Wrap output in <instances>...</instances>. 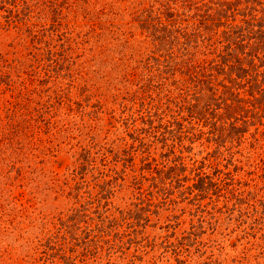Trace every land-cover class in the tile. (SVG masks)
I'll list each match as a JSON object with an SVG mask.
<instances>
[{"label":"rangeland","instance_id":"374dc122","mask_svg":"<svg viewBox=\"0 0 264 264\" xmlns=\"http://www.w3.org/2000/svg\"><path fill=\"white\" fill-rule=\"evenodd\" d=\"M263 10L0 0V264H264Z\"/></svg>","mask_w":264,"mask_h":264},{"label":"trees","instance_id":"16d2710c","mask_svg":"<svg viewBox=\"0 0 264 264\" xmlns=\"http://www.w3.org/2000/svg\"><path fill=\"white\" fill-rule=\"evenodd\" d=\"M261 15H264V10L260 11ZM253 17L255 18V14L253 15Z\"/></svg>","mask_w":264,"mask_h":264}]
</instances>
